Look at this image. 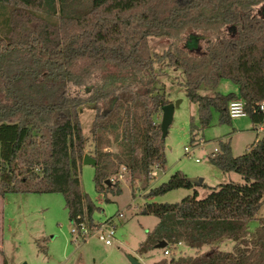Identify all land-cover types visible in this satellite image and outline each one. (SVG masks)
<instances>
[{
    "label": "trees",
    "instance_id": "1",
    "mask_svg": "<svg viewBox=\"0 0 264 264\" xmlns=\"http://www.w3.org/2000/svg\"><path fill=\"white\" fill-rule=\"evenodd\" d=\"M262 4L264 0H0V195L60 193L69 220L79 216L93 227L96 206L82 192L78 175L86 141L80 109L100 102L104 107L91 128L95 189H108L105 181L117 173L113 154L104 151L111 141L121 146L115 157L131 181L143 175L148 184L152 167L165 165V137L154 117L171 102L156 81L159 60L182 71L186 96L197 105L202 128L210 124L212 110L220 122H228L227 104L235 97L244 101L253 124L264 125V112L257 110L264 101V18L253 14ZM228 26L236 36L225 35ZM188 30L213 40L194 54L180 43ZM150 36L167 37L170 47L153 55ZM221 80L236 85L238 93L217 91ZM69 86L85 87L87 96H69ZM190 129L193 142V119ZM208 160L222 172L239 174L243 182L219 183L198 199L194 184L175 171L145 197L179 188H193V194L176 203L138 207V214L153 215L157 223L137 251L145 254L161 240L170 251L179 242L200 249L223 238L234 240L233 249L178 257L172 252L152 264H264V217L253 232L247 230L264 203V134L237 156L228 141H219Z\"/></svg>",
    "mask_w": 264,
    "mask_h": 264
},
{
    "label": "rangeland",
    "instance_id": "2",
    "mask_svg": "<svg viewBox=\"0 0 264 264\" xmlns=\"http://www.w3.org/2000/svg\"><path fill=\"white\" fill-rule=\"evenodd\" d=\"M262 7L264 8V4L256 6L253 14L264 18ZM224 33L236 36L233 26L226 27ZM210 40H213L210 35L188 30L180 43L192 53L199 54L204 51L205 45ZM148 41L153 55L160 56L170 47V40L164 36H150ZM155 72L157 84L164 86L169 100L178 102L163 142L165 165L160 169H157V166L151 169V172L157 169V176L151 178L148 184L143 175L131 181L129 172L124 165L118 163L119 157H115L121 150V146L115 141H111V144L104 148V151L113 154L112 158L117 166V173L108 178L111 185L108 189L102 192L95 189L94 166L82 163L79 169L81 190L96 206L91 216L92 223L93 221L100 223L113 218L115 228L111 245H105L96 235H91L86 239L79 237L75 239L72 236L73 222L68 218L64 199L60 193L6 192L0 195L4 216L0 229L2 250L0 263L4 260L6 264H130L128 258L131 256L143 264H151L160 258H168L172 252L178 257L205 254L213 249L222 251L233 249L234 240L223 238L200 249H194L181 243L176 245L175 250L171 249L169 255L163 254L164 248H154L146 255H141L137 251L146 237V232L150 231L157 222V218L153 215L138 214V207L146 202L176 203L187 195L193 194L190 189L179 188L163 195L146 198L144 194L150 188L166 181L175 171H182L187 178L204 180L205 186H200L197 192L198 199L206 197L210 192V187L219 183L243 182L239 174L222 172L212 165L208 160V154L218 146L219 140L228 141L230 139L232 154L241 155L246 151V146L253 143L256 137L254 126L248 117L220 122L215 110L211 112L210 124L202 128L198 119L197 105L190 102L186 96L182 71L169 67L166 60H159L155 64ZM236 88L237 86L230 81L221 80L216 90L227 93L234 92ZM87 93L85 87H68V95L72 97H85ZM103 107L104 105L100 102L87 104L80 109V122L86 140L84 155L87 154L92 158L96 154L91 128L96 114L100 113ZM154 118L155 122L160 123L161 113ZM191 119L197 126L193 132L195 136L193 142H190ZM185 146L191 149L190 154H185ZM195 159L199 161L196 162ZM115 183L118 186L113 185ZM118 187L120 191H117ZM260 217H264V203L249 221L248 233L254 231Z\"/></svg>",
    "mask_w": 264,
    "mask_h": 264
},
{
    "label": "built area",
    "instance_id": "3",
    "mask_svg": "<svg viewBox=\"0 0 264 264\" xmlns=\"http://www.w3.org/2000/svg\"><path fill=\"white\" fill-rule=\"evenodd\" d=\"M256 110V108H255ZM257 110L264 112V101L257 104ZM227 113L228 117L231 119L243 118L247 117V112L245 110L244 101L240 97H235L229 100L227 104ZM256 135L264 134V125L262 123L254 124L253 127ZM185 154H190L191 149L188 146L184 147ZM198 162V159H195ZM152 173V172H151ZM150 173V174H151ZM93 227L89 225V222L86 220L78 219L73 221V225L71 227L72 236L77 239L82 238L86 239L91 235H96L99 240L103 241L105 245H111L112 240L114 238V228L115 224L113 223V218L106 219L103 222H94ZM178 244H181L180 242ZM170 249L168 247L164 248V255H169Z\"/></svg>",
    "mask_w": 264,
    "mask_h": 264
},
{
    "label": "water",
    "instance_id": "4",
    "mask_svg": "<svg viewBox=\"0 0 264 264\" xmlns=\"http://www.w3.org/2000/svg\"><path fill=\"white\" fill-rule=\"evenodd\" d=\"M176 106H178V102H169L166 105H164L161 109L160 130H161L162 137H165L167 134L168 127L172 122L173 112ZM82 163L96 166V160L87 154L83 156ZM188 179L191 183H193L196 186H199L202 181V179L200 180L199 178H188ZM105 183L107 185H110L108 179L105 181ZM166 245H167V242L165 240H161L155 245V247L164 248ZM128 259H129L130 264H143L141 261H139L135 257L130 256Z\"/></svg>",
    "mask_w": 264,
    "mask_h": 264
},
{
    "label": "crops",
    "instance_id": "5",
    "mask_svg": "<svg viewBox=\"0 0 264 264\" xmlns=\"http://www.w3.org/2000/svg\"><path fill=\"white\" fill-rule=\"evenodd\" d=\"M234 92H236V93H238V89L236 88L235 89V91ZM252 126H254V124L252 123ZM235 130V129H234ZM234 132V131H233ZM235 133V132H234ZM238 133V132H237ZM258 137H260V136H257L256 135V137H255V139L256 138H258ZM254 139V140H255ZM219 141H223V140H219ZM228 142L230 143V147H231V152H232V145H231V141H230V139L228 140ZM248 146V145H247ZM246 146V147H247ZM218 149V146H216L211 152H213V151H216ZM210 152V153H211ZM234 156H237V155H234ZM157 169H160V168H158L157 167ZM157 169H155V170H153L152 171V173H151V176H152V178H155L156 176H157ZM229 173H232V172H229ZM230 178V177H229ZM223 183V182H222ZM204 184V180L202 179V181H201V184L199 185V186H196V185H194V189L198 192V189H199V187L200 186H202ZM207 185V184H206ZM194 189L193 188H191L190 190H192V191H194ZM1 203H2V200H1V202H0V229H1V227H2V225H3V219H4V216H3V210H2V205H1ZM157 223V222H156ZM154 227V226H153ZM154 248H156V247H154ZM153 248V249H154ZM165 248V247H164ZM152 250V249H151ZM151 250H149L148 252H150ZM0 252L2 253V250H1V248H0ZM147 252V253H148ZM147 253H145V254H143V255H146ZM163 254H164V249H163ZM161 259V258H160ZM159 260V259H158ZM157 261V260H156ZM153 262H155V261H153ZM152 262V263H153ZM151 263V264H152ZM0 264H6V262H4V260H2L1 261V263Z\"/></svg>",
    "mask_w": 264,
    "mask_h": 264
}]
</instances>
